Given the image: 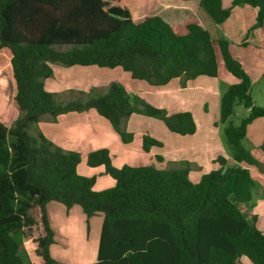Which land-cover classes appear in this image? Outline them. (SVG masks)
<instances>
[{"label":"trees","instance_id":"obj_1","mask_svg":"<svg viewBox=\"0 0 264 264\" xmlns=\"http://www.w3.org/2000/svg\"><path fill=\"white\" fill-rule=\"evenodd\" d=\"M169 1H196L216 24L226 21L234 7L248 4L257 9L250 30L264 22V0H232L228 7L222 0ZM132 9V0H0V53L8 54L19 112L12 125L0 114V264H66L50 252V201L78 205L87 218L103 215L92 264H241V257L264 264V232L256 215L248 219L243 207L254 203L260 185L251 170L259 161L243 139L247 125L264 117V105L253 100L250 76L232 55L231 42L213 37L198 21L187 22L182 15L185 32L177 33L167 16L135 20ZM215 47L225 70L236 78L219 100V120L234 164L218 157L220 166L196 182L189 177L188 162L170 168L116 167L110 151L98 148L87 153L86 164L101 166L114 183L95 190V177L77 170L80 152L62 148L36 127L46 115L54 120L93 108L124 143L134 137L125 128L132 114L160 119L174 133L193 134L197 126L191 111L170 113L130 94L119 82L111 81L102 92L90 91L85 100H63L46 89L45 80L60 63L120 67L152 86L178 77L185 84L217 76ZM237 106L248 114L235 124ZM161 146L152 135L141 136L145 152Z\"/></svg>","mask_w":264,"mask_h":264},{"label":"crops","instance_id":"obj_2","mask_svg":"<svg viewBox=\"0 0 264 264\" xmlns=\"http://www.w3.org/2000/svg\"><path fill=\"white\" fill-rule=\"evenodd\" d=\"M231 1L232 0H222V4L224 7H228L230 6ZM160 2L165 3V1ZM178 3L179 4L176 6V8L174 10L171 9L169 13L177 14L179 18L180 15L188 17L187 22L192 20L198 21L203 27L209 30L212 24L210 23L209 18H207L206 16H204V20L199 17L196 11V8L199 4L196 1H186ZM174 4L175 3L172 2V4L169 5ZM256 13L257 9L255 7H252L248 4L239 5L233 8L230 17L226 21L221 24H216V27L212 26L213 28H211L215 31L217 29L218 34H221L220 36L228 39L231 42L230 51L232 55L240 61L242 67L250 76L252 80V86L254 85V74H257V77L261 79L262 72L264 71V22L262 26L250 30V28L255 23ZM247 15L249 16L245 17ZM164 17L166 18V16ZM85 73L90 75V72ZM96 73L104 75L99 71V69L96 70ZM218 74L219 72L217 71L216 77H218ZM91 75V77H93V74ZM224 77L226 80L224 84L226 85L222 91H219L216 86H208L207 84L210 80H207L203 76H199L195 79H189L185 82V84H183L182 79L178 77L172 79L168 84L163 86L143 84L142 87L127 89L130 92L132 91V93L134 94H139L142 97L144 96L148 100L152 97L155 101V106L166 108L165 105H167L171 113L189 110L194 116L197 127L196 131L193 134L181 135L172 132L173 134L170 136L173 147L172 149L171 147L169 150L166 149V143H162V153L157 154L156 151L153 152V150L157 147H154L149 152H147H153L155 155H159L161 157L160 160L156 159L154 155L157 162H163L167 166V168H170L171 166L178 167L179 165H182L183 162H188V164L192 165L195 163V161H202L205 165H213V163L216 162V158L223 157L226 165L234 164V160L230 161V158L232 156L229 157L227 153L220 154V151L216 150L217 147L215 146L216 144L213 138V128L216 125L215 120L219 118L218 106L220 96L229 84L236 82L235 78H230L229 76ZM204 96H211L216 101L217 114L215 113L216 119L214 120H210L208 118L207 115H209V112L207 111V106L202 108L203 113L200 114V118L196 115V112H198L197 110L200 106L198 100H200ZM202 100L205 105H207V99L202 98ZM253 100L256 104L257 101L256 99H254V97ZM76 113H80L77 114L79 117L76 116L78 119L72 118L70 120V127H66L63 129H61V127L55 128L56 124H54V122H57L58 119L66 115ZM133 118V114L128 118L127 122L129 125L133 123ZM39 123H41L42 128L44 129V132H42L46 135V137H48L53 142L55 140L57 142H55L57 145H59L58 140H61L62 146H59L64 149L72 150L71 148H73L74 145H71L69 142H76L78 143V147L75 150H82V144L85 149V158L87 156V153L91 150L98 148H107L110 151L111 161L114 166L120 167L123 164H138H130L125 162L131 155L136 157L137 152H139V148H131L133 140L129 143L122 142L119 134L114 130L111 123L107 119L99 115L97 111L92 112L91 109L85 111H70L58 115L54 120H51V118L46 115L42 118L41 121H39ZM215 127L218 128V126ZM259 128L261 130H259ZM127 129L129 131L131 128ZM245 136L248 140L251 141V144L256 149V152L258 151L256 153L257 155H255L254 151L251 149L252 153L259 161V166L252 167L251 170L259 180L260 185L258 186V188H262V192L264 194V187H261L264 184V117H257L251 123H249L246 127ZM260 151L263 152V154H260ZM142 164L146 163H139L138 165ZM79 165L80 164H78L77 166V170L80 174L95 177L94 184L99 183V187H97L96 185L97 190L103 189L101 187V184H105L106 187H110L113 185V180L110 178V176L104 173V170L101 167L94 171L91 169H82L83 171H81ZM95 172L99 173L98 177L93 175ZM257 192L258 196L260 197L261 194L259 189L257 190ZM259 201L260 200H254V203L250 202V216L253 215L252 210L254 211V208L258 205ZM58 203L59 202L56 201H50L47 203L48 220L54 230V242L50 246L51 255L56 259H59L60 262H66V258H74L73 263L67 264H92L96 261L97 257V247L103 221V215L101 213H97L87 218L81 207L78 205H74L68 209L66 217H64L65 212H63L62 209L64 207L61 206L63 204ZM69 219L70 221L67 222V220ZM257 221L258 217L256 220V225ZM91 223L93 224V228L91 227ZM85 225L87 227V235L83 234L84 244L79 248L80 254H78L76 250L72 248V244L76 240L79 226L80 231L82 232ZM259 228L262 230L261 227ZM56 238L64 240L67 245L54 244ZM71 251L73 255L71 254Z\"/></svg>","mask_w":264,"mask_h":264},{"label":"rangeland","instance_id":"obj_3","mask_svg":"<svg viewBox=\"0 0 264 264\" xmlns=\"http://www.w3.org/2000/svg\"><path fill=\"white\" fill-rule=\"evenodd\" d=\"M162 0H132L133 4V17L135 20H138L140 18H143L148 15L152 14H161L164 16H167L173 23V27L177 31V33H184L185 32V27L181 26L184 24V17L180 15V18L177 14H171L169 11L171 9H175L176 6L179 4L177 1H169L166 0L165 3L160 2ZM175 3L174 5H169ZM177 10V9H176ZM233 10V9H232ZM196 11L199 15V17L204 20V16L209 18L210 23L212 24L213 27H216V23H214L213 20L210 19L206 11L198 5L196 8ZM249 15L245 16L248 17ZM180 24V25H177ZM210 26L209 30L210 33L214 37H218L221 34H218V30H212L213 28ZM216 49V57H217V63H218V77H207L203 76L207 80H210L209 83L207 84L208 86L213 85L214 87L219 89V91H222L225 88L224 82L225 77L224 76H229L230 78H235L233 77L227 70H225L224 65L222 63L221 56L218 52V49ZM54 67V73L53 75L45 80V87L46 89L58 93V95L61 97L63 100H69V99H79V100H85L88 98V95L90 91H104L108 84L111 81H116L124 85L127 89L134 88V87H142L143 84H148L146 81L140 80V79H135L132 78L129 72L124 71L122 68L117 67V68H105V67H96V66H80V65H75V66H64L60 63H55L53 65ZM8 54L7 53H0V114L2 117L6 119L9 125H12L14 120L19 116V112L17 108L15 107L13 103V84L11 82V77L8 71ZM102 72V74H97L96 70ZM85 72H90L88 75ZM93 74V77H91ZM90 76V77H89ZM254 85L252 86V97L256 99L257 105H264V78L257 77V74H254ZM236 79V78H235ZM205 82V81H204ZM81 92V93H80ZM130 92V91H129ZM223 93V92H222ZM132 93V91L130 92ZM139 95V94H138ZM144 97V96H143ZM202 98L207 99V105L203 102ZM200 100H198V103H200V106L198 108V112H196L197 116L200 118V114L203 113L202 108L207 106V111L209 112L208 118L210 120L216 119L215 113L217 114V104L215 99H213L211 96L209 97H202ZM144 99L155 105V101L151 97L149 100L144 97ZM169 106V105H168ZM165 109L170 112L168 109L167 105H165ZM183 109V108H181ZM92 112H96L95 109L91 108ZM218 111H219V106H218ZM171 113V112H170ZM76 114H70L66 115L64 117H61L60 119L57 120V122H54L55 128L61 127V129L70 127L71 122L70 120L72 118L78 119ZM248 114V109L244 108L243 106H237L236 109V114L233 116V121L235 124L239 123L240 119L245 117ZM134 118L132 121L133 123L131 125L128 124V119L126 121L125 128H131L129 131H131L134 135V139L131 145L132 147H137L139 148V152H137L136 157L131 155L126 163L130 164H135V163H146L150 165H154L156 167L160 168H167V166L163 162H157L155 157H154V151L156 153H162V147H157L156 149L153 150L151 153L144 152L142 150V147L140 145V138L142 134H149L153 135L156 138H158L162 143H166V149H171L172 147V141L170 136L173 134L172 131H170L164 124V122L160 119L154 118V117H148L145 115H140V114H133ZM196 116V117H197ZM79 117V116H78ZM136 118V119H135ZM144 118V119H143ZM42 120V119H41ZM40 120V121H41ZM199 121V120H198ZM216 125L218 128L214 126L213 130V138L215 142V146L217 147L216 150L220 151L219 153H227L229 157L231 156V148L227 144L225 137H224V132H223V127L224 124L220 122L219 118L215 120ZM58 125V126H57ZM39 130L43 131L44 129L42 128L41 123L39 121L37 122L36 126ZM217 129V130H216ZM128 130V129H127ZM259 130H261L259 128ZM44 132V131H43ZM54 142H56L54 140ZM57 143V142H56ZM59 145L62 146L61 140H58ZM71 145H74L72 150H75L78 147V143L76 142H69ZM243 144L249 148L250 150L252 149L256 153V149L252 146L251 141L246 138V136L243 139ZM82 150H77L81 154V163H79V168L81 171L82 169H91V170H97L99 167L96 168H91L86 164V158L84 154V147L82 146ZM260 154H263V152H259ZM135 159V160H134ZM140 161V162H139ZM216 162L213 163V165H205L202 161H195L194 164H189L190 167V179L192 181H198L200 175H202L205 172L210 171L211 169H216L217 167L220 166L218 158L215 160ZM230 161H233V158H230ZM124 162V163H125ZM136 164V165H138ZM191 165V166H190ZM180 166V165H179ZM201 166V167H199ZM101 167V166H100ZM171 167H176V166H171ZM102 168V167H101ZM103 169V168H102ZM261 169V168H260ZM99 173L95 172L93 175L98 177ZM99 187V183L94 184V189ZM102 188H106L105 184H101ZM264 187V184L261 186ZM260 191L261 196L256 198V201L260 200L258 205L254 208L253 215H256V218L258 217L257 225L262 228L264 231V194L262 192V188H258ZM97 190V189H96ZM60 204V203H58ZM63 209V212H65L64 217H66V213L70 207H66L65 205H61ZM244 207V213L247 215V218L250 219V214H251V203L247 202L243 204ZM101 215V214H100ZM102 216V215H101ZM260 217V220H259ZM67 220V222H69ZM86 223V222H85ZM91 227L93 228V224L91 223ZM53 229V228H52ZM54 231V230H53ZM92 233V230H91ZM83 234L87 235V227L86 225L83 227L82 232L80 231V226L78 228V234L76 236L75 242L72 244V248L76 250L78 254H80V247L83 246L84 244V239H83ZM54 244H62V245H67L64 240H60L56 238V241ZM26 254L31 258L32 256V250H31V245H28L26 248ZM71 254L73 255L72 251ZM54 257V256H53ZM55 258V257H54ZM56 259V258H55ZM60 261L59 259H56ZM66 262L63 263H73L74 258H66ZM241 264H251L250 260L247 257H241L240 258Z\"/></svg>","mask_w":264,"mask_h":264}]
</instances>
